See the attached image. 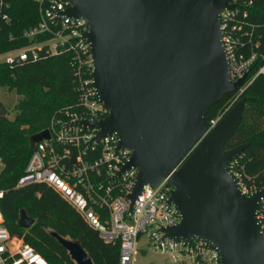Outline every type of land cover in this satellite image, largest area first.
Returning a JSON list of instances; mask_svg holds the SVG:
<instances>
[{
	"label": "water",
	"instance_id": "95a60500",
	"mask_svg": "<svg viewBox=\"0 0 264 264\" xmlns=\"http://www.w3.org/2000/svg\"><path fill=\"white\" fill-rule=\"evenodd\" d=\"M65 14L83 17V38L93 60V86L108 108L100 120L78 122L116 133L131 151L121 170L137 169L127 195L129 210L144 185L166 179L168 203L179 211L178 223L162 227L165 237L205 240L220 253L222 264H264V235L257 209L264 186L243 195L227 164L248 142L226 148L241 123L247 101L241 96L209 128L211 106L243 83L229 76L221 44L219 13L230 0H70ZM43 129L29 136L30 148L47 139ZM35 220L24 209L17 225ZM73 264H94L81 242L47 230Z\"/></svg>",
	"mask_w": 264,
	"mask_h": 264
},
{
	"label": "built area",
	"instance_id": "2783aa9c",
	"mask_svg": "<svg viewBox=\"0 0 264 264\" xmlns=\"http://www.w3.org/2000/svg\"><path fill=\"white\" fill-rule=\"evenodd\" d=\"M32 1L37 6V20L21 33V38L28 43L0 54L1 61L12 66L26 60L35 61L41 55L68 52L78 96L75 102L62 106L52 115L45 128L49 137L31 148L16 186L31 183L51 186L97 230L104 242L118 244V264H135L142 239L144 248L168 257L166 264H222L219 251L205 240L187 241L164 236L161 228L181 219L178 209L168 203L172 187L166 179L156 185H144L129 210L127 195L135 183L137 169H121L131 151L119 145L116 133L97 136L98 128L78 122L100 120L109 112L93 86L90 45L83 38L89 29L88 21L64 13L72 4L70 0ZM261 1L264 2L230 0L233 7H224L219 13L221 44L229 63L230 79L237 81L246 77L223 112L210 119L209 128L264 72V51L260 50L258 33L260 22L264 21L257 5ZM10 7L9 0H0V25L11 21ZM9 38L15 36L10 34ZM239 157L232 159L227 169L240 192L248 196L260 188L246 176ZM2 168L0 157V171ZM2 195L0 190V197ZM256 217L264 235V199L258 205ZM0 264H50L22 238L11 235L4 225L1 209Z\"/></svg>",
	"mask_w": 264,
	"mask_h": 264
},
{
	"label": "trees",
	"instance_id": "16d2710c",
	"mask_svg": "<svg viewBox=\"0 0 264 264\" xmlns=\"http://www.w3.org/2000/svg\"><path fill=\"white\" fill-rule=\"evenodd\" d=\"M9 1L11 21L0 25V54L25 46L28 41L21 38V33L37 20L34 1ZM257 5L260 6L261 16H264V2ZM260 23L259 46L264 51V21ZM10 34L15 38L10 39ZM0 84L23 96L27 94L16 103L13 119L7 117L8 110L0 100V157L3 163L0 171V190L3 192L0 209L4 225L11 235L22 238L50 264L73 262L66 250L48 234V229L79 240L94 264H118V244L104 242L97 230L87 224L51 186L45 183L16 186L31 153L29 136L45 129L59 108L77 100L71 54L41 55L35 61L26 60L12 66L1 61ZM234 95V92H228L211 106L205 115L207 123L216 117L218 109L223 112L221 107L229 103ZM243 95L254 97L257 101L245 103L241 123L227 141L226 148L248 142L238 159L246 176L261 188L264 186V72L253 80ZM21 209L35 220L30 228H22L16 223Z\"/></svg>",
	"mask_w": 264,
	"mask_h": 264
},
{
	"label": "rangeland",
	"instance_id": "374dc122",
	"mask_svg": "<svg viewBox=\"0 0 264 264\" xmlns=\"http://www.w3.org/2000/svg\"><path fill=\"white\" fill-rule=\"evenodd\" d=\"M3 56H0V62ZM26 94V93H25ZM24 94V96H25ZM21 94L16 93L15 90H10L8 86L0 84V100L5 104L8 113L7 117L13 119L16 112V103L24 97ZM27 96V94H26ZM228 105V102L223 104L222 108H225ZM221 111L218 109L215 113L216 117L220 115ZM136 255H135V264H166L168 262V257L164 254L155 252L153 249L143 246V239L140 240ZM144 249V251H142Z\"/></svg>",
	"mask_w": 264,
	"mask_h": 264
},
{
	"label": "crops",
	"instance_id": "0c3cea01",
	"mask_svg": "<svg viewBox=\"0 0 264 264\" xmlns=\"http://www.w3.org/2000/svg\"><path fill=\"white\" fill-rule=\"evenodd\" d=\"M142 251H144V250H142Z\"/></svg>",
	"mask_w": 264,
	"mask_h": 264
}]
</instances>
